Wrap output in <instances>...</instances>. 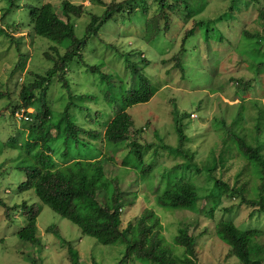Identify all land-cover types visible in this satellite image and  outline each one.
<instances>
[{"label":"rangeland","instance_id":"1","mask_svg":"<svg viewBox=\"0 0 264 264\" xmlns=\"http://www.w3.org/2000/svg\"><path fill=\"white\" fill-rule=\"evenodd\" d=\"M62 1L0 0V83L3 90L7 88L10 92L13 90L11 96L5 95L0 99V237L2 239L0 264H73L67 251L69 249L76 253L79 264H114L124 251V246L120 243L101 244L91 236L82 235L77 225L61 217L39 200L33 189L18 191V185L25 177L24 171L18 167L25 153L18 148V145L28 142L32 132L29 128H23L21 121L14 119L12 114V107L17 102V92L21 85L18 78L22 77L25 79L24 82H28L33 79L34 73L43 74L45 69L51 66L44 52L51 45H55L54 42L39 35H31L30 11L23 4L38 7L50 2L59 17L63 18ZM69 1L75 4L83 3L86 6V11L74 19L76 34L83 36L85 26L91 18L90 14L102 15L105 6L96 0ZM228 1L208 0L207 7L199 17L219 15L227 8ZM10 3L12 7L3 15ZM137 8L134 13L119 12L103 22L97 34L88 39L83 52V59L87 64L97 65L100 72L108 74L114 84L111 91L106 88L107 82L100 80L98 72L86 70L84 65L74 60L70 63L67 72L69 88H62L59 82L51 79L48 101L53 117H60V112L70 102V115L83 129L103 131L104 125L121 105L115 97L109 100L111 99L109 93L118 96L121 87L127 88L133 83L134 75L131 72L133 68H128L129 62L131 66L136 65L147 75L155 90L149 101L127 107L135 126L143 128L144 133L140 135L144 140L157 143L153 132L150 131L151 126L149 130L144 125L149 121L150 125L158 130L163 141L171 145L166 150L160 149L162 157L156 158L150 152L144 156L146 160L157 161L168 170L172 169V177H175L176 173L179 177L183 171L175 168V164L178 163L176 161L180 160L175 157L177 155L175 150L179 146L178 135L173 127L175 111L182 115L181 124L188 138L182 143L181 148L183 154L187 156L184 161L191 165L189 169L197 167L204 172L212 153L213 156H217L215 158L220 157L218 155L223 142L221 136L225 134L228 125L237 122L238 112L242 113L240 126L243 132L252 136L256 133L254 127L258 113L263 112L262 119L259 120L261 132L258 141L261 154L264 156V71L259 73L253 67V63L242 60L237 51L230 50L232 46H238L242 42V28L252 33L255 31L263 33V28L260 29L254 22L257 11H242L237 14L239 17L231 14L218 21L216 26L219 31H211V34L214 32L211 36V45L203 41L198 35L201 31H198L185 42L186 49L179 56L180 60L176 61L171 58L181 43L182 28L180 31L173 23L169 33H160L154 39L147 41L144 38L147 16L139 7ZM10 34L15 36L13 43L7 36ZM228 41L231 42L230 48L225 51ZM254 42L251 40L249 43ZM248 53L250 55V51ZM241 55L248 56L242 52ZM17 61L18 66L12 69ZM233 78L242 81L252 78L253 81L247 86L248 88L243 89L236 85ZM82 94L86 96L81 97ZM29 111L33 112V109ZM191 113H195L196 118H192ZM250 135L248 137L252 139ZM9 136H14L15 147L3 144ZM142 137L141 141L144 142ZM83 141L88 144L81 146L80 152L87 157L104 155L103 167L106 178L117 177L123 193H135L134 204L122 208L123 211L119 215L122 227L146 207L155 210L160 217L163 225L162 234L168 243L173 242V236L179 227L189 226V230L198 237L196 245L198 264H238V259L229 252L230 247L214 234L213 226L219 219H230L241 229H259L260 235L255 240L264 244V212L255 211L251 214L252 207L239 204L238 199L233 197H224L222 203L210 214L205 209L207 207L205 197L198 201V210L201 208L202 212L161 208L155 203L153 190L164 169H160L156 164L158 169L154 172L152 187L140 177L138 172L129 167L132 161L130 157H128L130 161L128 166L121 164L124 155L129 151L128 143L106 145L98 138L92 140L87 134L83 135ZM168 150L172 151L168 152ZM68 155L78 154L68 149ZM109 158L111 160H108ZM228 163L231 167L226 171L225 177L232 176L235 169L243 168V160L237 156ZM189 169L185 171L188 172ZM218 173L219 169L216 168L215 175ZM194 175L196 174L191 173V183L194 187L206 186L207 179L202 180V177L196 178ZM250 175L252 173L248 167L247 175L244 173L242 180L248 178L249 187L255 182L254 178L249 177ZM158 186L162 189L164 185ZM199 188H197L198 192ZM104 195V190H100L97 198L103 202ZM1 201L9 206L26 201L29 205L34 204L35 208L37 207L36 236L40 238L41 245L33 246L18 237L17 232L26 224L27 217L17 209L11 219H8L3 212ZM50 225L57 228L67 243L60 241L53 232L47 231ZM172 248L176 253L182 251V247L176 245ZM138 263L133 259L128 262V264Z\"/></svg>","mask_w":264,"mask_h":264},{"label":"trees","instance_id":"2","mask_svg":"<svg viewBox=\"0 0 264 264\" xmlns=\"http://www.w3.org/2000/svg\"><path fill=\"white\" fill-rule=\"evenodd\" d=\"M96 1L99 4H104L105 10L102 15L90 14L91 18L85 26L83 36L76 34L74 24V19L86 11V6L83 3L75 4L69 0H63L61 5L63 18L59 17L50 2H45L38 7L23 4L30 11L31 35H39L54 42L55 45H51L44 52L45 57L51 62V66L45 69L43 74L34 73L33 79L28 82H24L25 79L22 77L18 78L21 85L17 92V102L12 107V114L14 119L21 121L23 128L26 127L32 131L30 140L24 145H18V148L25 153V157L22 158L21 164L18 166L25 174L24 179L18 185V191L33 189L39 200L61 217L77 225L82 235L91 236L101 244H122L124 251L114 264H128L132 259L140 264H198L196 249L198 237L189 230V226L179 227L173 236V242L168 243L162 234L163 225L160 217L155 210L146 207L134 219L128 221L125 227H122L119 215L123 211L122 208L134 204L135 193H123L117 177L106 178L103 167L104 155L101 157L91 156L87 160H77L79 157L68 155V149L76 151L81 146H86L88 142L83 141L85 134L92 140L96 138L102 140L106 145L107 143L114 145L128 143L129 151L124 155L121 164L128 166L130 163L128 157H130L132 161L129 167L138 172L140 177L152 187L157 167L164 169L153 190L155 203L161 208L202 212L201 208L198 210V201L205 197L207 206L205 209L210 214L222 203L224 197H233L238 199L239 204L252 207L251 214L255 211L264 212V156L261 154L258 141L261 132L259 120L262 119L263 112L258 113V120L254 127L256 133L253 136L243 132L242 126H240L242 113L238 112L237 122L228 125L225 134L221 136L223 142L220 145L218 155L220 157L215 158L217 156H213L212 153L208 166L204 168V173L196 166H193L196 168L189 169L191 165L184 161L187 156L183 154L181 147L188 138L185 136L181 124L182 115L175 111L173 127L179 140L175 157L180 159L176 161L178 163L175 164V168L183 171L179 177H177V173L175 177H172V169L168 170L157 161L144 158L150 152L156 158L162 157L160 149L166 150L171 145L163 141L158 130H155L156 128L150 125L149 121H146L144 125L149 130L151 126L150 131L153 132L157 143L144 140L140 135V133H144L143 128L135 126L134 119L127 110L129 106L149 101L155 91L150 79L136 65L132 64L131 66L128 62V68H133L131 69L134 75L133 83L127 88L121 87L118 96H112L113 94L109 93L111 97L109 100L115 97L121 105L104 125V130H99L100 133L95 130L83 129L73 119L69 112L70 102L64 106L60 117H53L48 101V90L51 79L59 82L62 88L70 87L67 72L70 69V63L76 60L82 66L84 65L86 70L98 72L100 80L104 83L107 82L106 88L111 91L114 84L110 81L108 74L100 72L97 65L87 64L83 59V52L88 39L97 34V30L103 22L119 12L130 13L133 11L132 13H134V10H138L137 7L147 16L144 35L147 41L154 39L160 33H169L173 23L174 26L179 27L180 31L182 28L181 43L171 58L176 61L180 60L179 56L186 49L185 42L198 31H201V34L198 35L203 41L211 45V36L214 34V32L211 34V31H219L216 26L218 21L231 14L237 15L242 11L256 10L254 22L260 29L263 28V33H258V31L252 33L242 28V42L238 46H232L230 50L237 51L242 60L253 63V67L261 73L264 71V0H229L227 8L222 13L208 18L199 17L207 7L208 0ZM11 7L12 3L6 7L3 15ZM7 36L13 43L15 36L13 34ZM251 40L255 42L250 44ZM227 44L225 51L230 48L231 42L228 41ZM18 50H20L19 47ZM248 51H250V55ZM241 52L248 56H242ZM15 63L12 69L19 64L18 61ZM234 80L236 85L243 89L248 88L247 86L253 81L252 78L243 81ZM11 92L9 88L3 90L2 83H0V99L5 95L11 96ZM27 108H32L33 112L28 111ZM249 135L252 139H249ZM140 136L144 142L141 141ZM3 144L15 147L14 136H9ZM170 151L172 150H168V152ZM235 156L242 158L243 168L235 169L232 176L225 177L226 171L231 167L228 162ZM248 167L252 173L249 177L255 179L250 187L248 178L242 180L243 174L247 175ZM216 168L219 169L218 175H215ZM188 169L189 171L186 172L185 170ZM190 172L195 173L196 178L200 176L202 180L207 179L206 186L194 187L191 183ZM161 184L164 185L162 189L158 186ZM197 188H199V192ZM100 190L105 192L103 202L97 198V193ZM250 191L253 192L250 193ZM130 195L132 196L129 197ZM1 203L4 207L3 212L8 219H11L17 209L26 215L27 222L17 232L18 237L33 246L41 245L40 238L36 236L37 207L35 208L34 204L29 205L26 201L13 206H9L3 201ZM258 230L241 229L230 219H219L213 226L215 236L230 247L229 252L238 259V264H264V244L255 240L260 235ZM47 231L53 232L60 241L67 243L53 225H50ZM1 240L0 237V242ZM173 245L182 247V251L176 253L172 248ZM67 251L72 263L79 264L76 253L71 252L72 249Z\"/></svg>","mask_w":264,"mask_h":264},{"label":"clouds","instance_id":"3","mask_svg":"<svg viewBox=\"0 0 264 264\" xmlns=\"http://www.w3.org/2000/svg\"><path fill=\"white\" fill-rule=\"evenodd\" d=\"M21 109H22V108H21ZM30 109H32V108H27L28 111H29ZM193 114L195 115V117L192 116ZM190 116H191L192 118H196V114H195V113H191ZM76 153L78 154V155H76V156L79 157L77 160H87V158H90V157H87V156H85L84 154H82V153L80 152V148L76 150ZM36 228H37V227H36Z\"/></svg>","mask_w":264,"mask_h":264},{"label":"built area","instance_id":"4","mask_svg":"<svg viewBox=\"0 0 264 264\" xmlns=\"http://www.w3.org/2000/svg\"><path fill=\"white\" fill-rule=\"evenodd\" d=\"M192 116H194L195 117V115L193 114Z\"/></svg>","mask_w":264,"mask_h":264}]
</instances>
